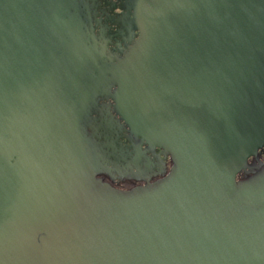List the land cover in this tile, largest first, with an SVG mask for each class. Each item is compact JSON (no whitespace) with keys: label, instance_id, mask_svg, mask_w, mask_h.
<instances>
[{"label":"water","instance_id":"1","mask_svg":"<svg viewBox=\"0 0 264 264\" xmlns=\"http://www.w3.org/2000/svg\"><path fill=\"white\" fill-rule=\"evenodd\" d=\"M255 2L142 0V38L112 63L95 0H0V264H264ZM94 93L170 156L160 179L97 177L113 154L86 130Z\"/></svg>","mask_w":264,"mask_h":264},{"label":"flooded vegetation","instance_id":"2","mask_svg":"<svg viewBox=\"0 0 264 264\" xmlns=\"http://www.w3.org/2000/svg\"><path fill=\"white\" fill-rule=\"evenodd\" d=\"M148 7L150 4H144L142 0L139 3L136 0H95V17L90 29L93 41L102 48V58L115 63L114 59L123 58L142 38L148 18L144 9ZM256 7L262 9L264 2L252 3L251 11V15L263 17L262 11ZM96 98L100 97L94 93L87 106V111L96 108L97 115L92 114L89 118L86 130L105 152L113 154L108 168H103L97 177L118 189L127 190L144 185L146 181L158 180L167 173L171 167L170 156L141 134L131 131L116 114L112 99L96 103ZM107 119L113 121L111 129L106 125ZM263 159L264 146L258 150L256 158L250 157L247 161L251 164Z\"/></svg>","mask_w":264,"mask_h":264}]
</instances>
